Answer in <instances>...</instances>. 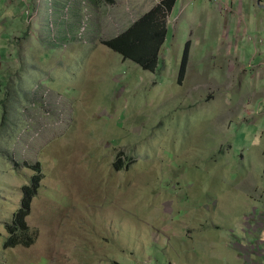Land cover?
<instances>
[{"label": "rangeland", "instance_id": "rangeland-1", "mask_svg": "<svg viewBox=\"0 0 264 264\" xmlns=\"http://www.w3.org/2000/svg\"><path fill=\"white\" fill-rule=\"evenodd\" d=\"M43 1L0 0V42L15 32L9 20L22 4L20 17L13 18V50L38 62L43 51L32 43L21 50L20 42L25 29L33 34L39 27L36 21L47 24L44 44L66 58L44 51L48 57L39 71L58 68L63 89L76 99L66 78H79L72 81L82 98L76 106L72 96L63 98L59 80L54 88L41 79L36 84L45 99H39L47 108L23 103V116L17 111L13 118L16 97L5 93L2 100L0 94V264H180L174 254L188 264H235L225 232L246 236L247 264H264L259 41L249 36L246 62L228 61V46L211 48L202 38L205 11L193 5L192 19L180 24L179 35L161 51L158 70L149 73L103 45L139 19L138 0H48L49 16ZM161 1L140 0L138 7ZM57 4L64 8L56 11ZM215 6L230 14L225 5ZM84 14L90 15L87 43L74 44V51L61 46L54 21L62 18L69 23L61 26L74 31ZM211 19L206 32L222 31ZM178 21L171 15L174 28ZM188 43L187 75L180 83ZM242 64L246 73L239 72ZM119 154L122 167L116 165ZM25 189L31 198L24 224L31 237L12 247L8 225L23 207ZM202 227L212 233L206 243L197 234Z\"/></svg>", "mask_w": 264, "mask_h": 264}, {"label": "crops", "instance_id": "crops-1", "mask_svg": "<svg viewBox=\"0 0 264 264\" xmlns=\"http://www.w3.org/2000/svg\"><path fill=\"white\" fill-rule=\"evenodd\" d=\"M13 1L15 2V0ZM259 1L260 0H177L174 10L172 14L171 13L170 14L175 20L178 19L180 21L183 18V21L177 22L178 24L177 28H174V26H172L171 24V15L167 16L166 20L164 19L163 21L165 22L166 28L168 30L166 42H165V44H167L171 39H176V36L179 35L180 24L188 22L190 19H192L191 17L192 13L189 12V9H191L193 5H200V7L205 11L204 14L206 15V18L202 19V22H203L202 38L204 40L211 41L210 43V47L212 46L211 48L220 46V45L228 46L229 49L227 48L228 50H226V54L230 57L228 61L233 62V63L239 62V61L246 62L248 60V54L250 53V51H252L251 42H253L249 39V36L253 35V37L256 40H258L259 43L261 44L260 50L258 51L259 56L257 58H259L262 63L260 65V69L262 70V110H264V0H261L260 2L261 4H259ZM43 2L45 4L47 3V5L43 6L42 11L47 14L48 0H44ZM218 2L225 5V7H227L228 10L230 11V14L227 17L224 14H221L220 11H218V9L216 8L215 3H218ZM139 3H140V0H138L135 3L137 4L136 13L138 14V18L150 12L154 6H158L160 4V2H156V4H154L151 7L149 4H146L144 8L139 9L140 8L138 7ZM15 6H17L16 9H18V12L13 13L12 19L9 20V23L10 21H12V23L15 25V28H14L15 32H12L11 35H8L6 37L7 42L5 43L0 42V54H1L0 55V73L4 74V75H0V94H1L2 100L4 99L3 95L5 93L14 95L16 97V103L13 108L14 110L13 118H16L18 116L17 111L19 113L21 105L23 103L25 104V102L29 100L30 91L39 80L45 79L47 85L50 87H54V88L58 87V80H59L60 85L62 87V82H61L60 77H57L55 74L58 68L50 70L49 74H44V73H41V71H39L40 63L43 60L42 58L45 56L48 57L47 55L44 54V51L50 52L51 57H54V54H56L57 57L58 56L63 57L61 58L62 60L66 58L65 56H62L63 53H65L64 51L62 52L57 51L45 45L46 43L41 38V35L45 34L44 40L46 41L48 39L46 33L48 32L49 28L47 24L40 27L43 24H40L38 21L36 22L38 23L39 27L35 28L36 26H34V30H32L33 34L30 32H27V30L25 29V31L23 32V35H24L23 41L20 42L21 50H22L23 45L32 43L35 49L39 48V50L41 49L43 51L38 55V59H37L38 62H35L34 64H32L31 58H34V57L29 56L30 58H23L21 54L18 52V48H17V53L15 50H13L14 45L10 43V40L18 33L16 30L17 29L16 23L13 21V18L20 17V13H21L20 9L22 11V8L20 7L22 6V4H17ZM32 7H34L35 12L40 8V7H36L35 5ZM13 8L15 7L12 6L7 9L11 10ZM63 8H64L63 5L57 4L56 11H60ZM50 10H51V6L47 14L48 16H49ZM29 11L31 12V8H29ZM177 12H178V18L176 16ZM76 14L79 16L78 12ZM55 15L57 16L58 14L55 12ZM120 17L122 16L120 15ZM211 18H215V20L220 23L222 31L217 29V31H215L214 33L206 32L210 29L209 24L210 23L212 24L213 22ZM225 19H227L228 25H225L224 23ZM54 23H55V27L57 28V32H58L57 38L60 40H64L66 38L68 31L70 32L72 30H65L61 25L68 24L69 22L68 21L65 22L62 18H58L54 21ZM1 26L2 24H0V28ZM173 28L174 30L175 29L177 30L176 35L172 34ZM76 31L77 29L72 31V33H75ZM3 36L4 35H2L0 31L1 41H2V38H4ZM73 47H74V44L69 45V48L71 49V51L72 50L74 51ZM164 48H165V45H164ZM234 66L235 65H233L232 67ZM240 67L241 69H239V72L241 71L243 73L247 72L248 69L245 68L246 65L242 64V66ZM66 79L70 80L72 83V86L67 87V88L72 89L73 91H76L78 94V99L75 98L72 92L66 91L62 87L63 92L68 97L72 96L73 102L77 106L79 104V100L82 98V94L80 92V89L76 88V85L72 81V79L77 80L79 78L67 77ZM56 84H57V87L55 86ZM4 87H6V89H3ZM11 108H12V104H11ZM11 108L8 111L10 113H11ZM262 133L264 134V112L262 113ZM262 161H264V150H262ZM262 174L264 175V166L262 168ZM203 228L204 230H202L201 232L197 234H199V236L202 237V239L199 241L206 243L212 236V233H207V229L205 227H202L201 229ZM249 235H251V233H249ZM215 236L218 242V238H219L218 231L216 232ZM223 239H227L224 241V246L231 250L233 262L235 264H247L245 255L243 253L244 251H242V245L247 244L246 236H242V238L240 239L237 237H232L229 232H225V236ZM263 246H264V243H263ZM262 251L264 252V247ZM263 256L264 255H262L261 258H263ZM173 257H174V262L177 259H179L177 260V262H180V264H188L186 262L188 260L186 258H183L184 260H181L179 254H174ZM173 257L171 259H173ZM253 257H256V256H253ZM261 261L262 260H260V262ZM260 262L253 261L254 264H260ZM171 264H173V262Z\"/></svg>", "mask_w": 264, "mask_h": 264}, {"label": "trees", "instance_id": "trees-1", "mask_svg": "<svg viewBox=\"0 0 264 264\" xmlns=\"http://www.w3.org/2000/svg\"><path fill=\"white\" fill-rule=\"evenodd\" d=\"M114 1V0H109ZM177 0H162L158 6H155L150 12L140 17L134 24L126 28L117 37L103 41V45L109 50L121 56L126 61L141 68V70L149 73H155L160 63L161 51L164 48L168 30L163 21L169 13L172 12ZM190 43L187 44L183 58L182 67L180 69L178 80L183 83L187 75L188 54ZM22 109L20 116L22 117ZM122 154H119L116 160L117 167H122L124 161ZM34 186H31L33 193L37 191L36 185L38 178L33 179ZM26 193L28 189L24 190ZM30 191L26 195L21 210L14 214L12 224L9 223L12 236L8 244L12 247L25 244V237H31L29 230L25 227L24 217H27L30 203Z\"/></svg>", "mask_w": 264, "mask_h": 264}, {"label": "clouds", "instance_id": "clouds-1", "mask_svg": "<svg viewBox=\"0 0 264 264\" xmlns=\"http://www.w3.org/2000/svg\"><path fill=\"white\" fill-rule=\"evenodd\" d=\"M79 23H80V21H79ZM79 23H78L77 31H76L75 33H72L71 31H70V32L68 31V33H67V35H66V38H65L64 40H60V39H58V38L56 37V38H57V41L60 43L61 46L65 47L66 45L69 46L70 44H86V43H87V41H86V43H81V42H79V41H76L75 39H73L72 41L68 42V38H67L68 35L74 37V36L76 35V33L78 32L79 25H80ZM127 28H128V27H127ZM125 30H126V29H125ZM140 69H141V68H140ZM142 71H143V70H142ZM144 72H145V71H144ZM39 96H41L42 98L45 99V94H44V92H43V88H42V86H41V85H38V84H35V85L33 86V88L31 89V91H30V97H29V100H27V101L25 102L23 108H24V107L27 108L31 103H32L33 106H43L44 108H47L46 103L44 102V100L39 99ZM63 98H64V99H67L68 96H67L66 94H64V95H63ZM68 103L71 104V100H69Z\"/></svg>", "mask_w": 264, "mask_h": 264}, {"label": "built area", "instance_id": "built-area-1", "mask_svg": "<svg viewBox=\"0 0 264 264\" xmlns=\"http://www.w3.org/2000/svg\"><path fill=\"white\" fill-rule=\"evenodd\" d=\"M89 23H90V15L84 14L82 19L80 20L78 32L76 33V35L74 37L68 35V37H67L68 42L75 39L76 41H79L81 43H86L88 29H89Z\"/></svg>", "mask_w": 264, "mask_h": 264}, {"label": "water", "instance_id": "water-1", "mask_svg": "<svg viewBox=\"0 0 264 264\" xmlns=\"http://www.w3.org/2000/svg\"><path fill=\"white\" fill-rule=\"evenodd\" d=\"M260 2H261V0L259 1V4H261Z\"/></svg>", "mask_w": 264, "mask_h": 264}]
</instances>
